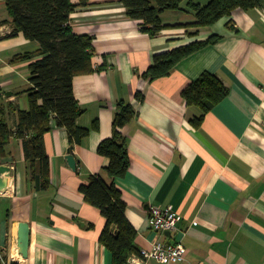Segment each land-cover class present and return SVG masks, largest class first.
Returning <instances> with one entry per match:
<instances>
[{
  "label": "crops",
  "instance_id": "0c3cea01",
  "mask_svg": "<svg viewBox=\"0 0 264 264\" xmlns=\"http://www.w3.org/2000/svg\"><path fill=\"white\" fill-rule=\"evenodd\" d=\"M72 2L74 31L94 37L96 69L74 77L75 96L85 109L78 125L91 132L74 145V170L67 160L69 133L53 121L45 136L52 179L47 190L32 182L22 140H11L0 158V165L12 168L7 190L0 192V264L18 248L21 221L31 228L29 264H113L100 242L106 218L80 186L108 164L97 149L112 135L122 100L139 111L124 128L132 164L117 180L139 248L178 236L188 253L177 264H264V7L238 8L210 26H198L191 11L168 10L162 13L168 27L150 36L121 0ZM11 20L0 0V102L28 109L29 61L14 58L40 44L22 33L12 35ZM214 35L220 37L216 43L185 58L170 75L143 77L155 54ZM205 71L216 74L229 94L196 127L191 119L201 110L186 105L182 93ZM139 91L145 94L142 103ZM8 122L16 128L12 109ZM159 204L177 211V234L152 228L150 208ZM129 264L165 263L134 255Z\"/></svg>",
  "mask_w": 264,
  "mask_h": 264
},
{
  "label": "trees",
  "instance_id": "16d2710c",
  "mask_svg": "<svg viewBox=\"0 0 264 264\" xmlns=\"http://www.w3.org/2000/svg\"><path fill=\"white\" fill-rule=\"evenodd\" d=\"M14 27L12 35L19 33L40 46L33 51L16 55L14 61H29L31 87L27 90L29 108L20 109L17 104L0 102V158L7 155V146L13 138L22 140L24 155L32 172V182L37 190L52 187L50 156L46 151L45 136L52 129L53 121L67 129L71 146L86 138L90 128L78 125V118L85 109L74 93V77L95 71L93 55L94 37L77 34L71 25V14L76 5L72 0H5ZM128 16L139 19L141 29L150 36L161 33L168 25L163 23L162 13L168 10L191 11L198 26H210L229 16L238 8L248 11L263 8L264 0H121ZM90 0H80L88 5ZM214 35L154 55L153 63L143 73L148 81L170 75L185 58L219 40ZM229 94V88L214 73L205 71L191 82L182 93L186 105L197 106L201 113L191 119L199 127L214 106ZM138 102L145 101L142 91ZM17 115L14 129L8 122V110ZM139 115L136 105L119 101L114 116L113 133L102 140L98 154L108 159L100 174H90L88 182L80 190L85 200L101 210L106 225L100 242L113 255V264H129L130 258L139 255L136 243L138 231L127 216V203L117 180L130 170L132 157L129 138L124 128ZM99 126L95 120L94 127ZM7 260V257H3ZM11 264H18L11 261Z\"/></svg>",
  "mask_w": 264,
  "mask_h": 264
},
{
  "label": "built area",
  "instance_id": "2783aa9c",
  "mask_svg": "<svg viewBox=\"0 0 264 264\" xmlns=\"http://www.w3.org/2000/svg\"><path fill=\"white\" fill-rule=\"evenodd\" d=\"M150 224L152 228L163 234L175 235L179 231L178 214L172 206H164L162 204L152 205L150 208ZM188 250L180 237H176L174 242L157 240L150 248H141L139 256L144 261L148 259H156L165 264H177L186 260ZM11 257L4 260L2 264H11L16 261L18 264H28V261L19 252L18 248L11 253Z\"/></svg>",
  "mask_w": 264,
  "mask_h": 264
},
{
  "label": "water",
  "instance_id": "95a60500",
  "mask_svg": "<svg viewBox=\"0 0 264 264\" xmlns=\"http://www.w3.org/2000/svg\"><path fill=\"white\" fill-rule=\"evenodd\" d=\"M72 151H74V146H71V148L69 149L67 160L70 166L74 170H76L78 167V163ZM11 173H12L11 166L6 164L0 165V192H4L7 190L9 184V177ZM167 234H169V232H167ZM30 235H31L30 223L26 221L19 222L18 250L25 258H28L29 256Z\"/></svg>",
  "mask_w": 264,
  "mask_h": 264
},
{
  "label": "rangeland",
  "instance_id": "374dc122",
  "mask_svg": "<svg viewBox=\"0 0 264 264\" xmlns=\"http://www.w3.org/2000/svg\"><path fill=\"white\" fill-rule=\"evenodd\" d=\"M201 2L203 1V0H200ZM205 1H207V0H205ZM205 3H207V2H205ZM27 259V261H28V258H26ZM28 264H29V261H28Z\"/></svg>",
  "mask_w": 264,
  "mask_h": 264
}]
</instances>
